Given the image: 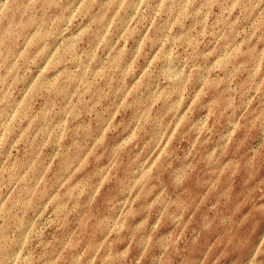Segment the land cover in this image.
Masks as SVG:
<instances>
[{
	"label": "rangeland",
	"instance_id": "rangeland-1",
	"mask_svg": "<svg viewBox=\"0 0 264 264\" xmlns=\"http://www.w3.org/2000/svg\"><path fill=\"white\" fill-rule=\"evenodd\" d=\"M0 264H264V0H0Z\"/></svg>",
	"mask_w": 264,
	"mask_h": 264
}]
</instances>
